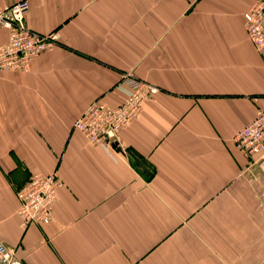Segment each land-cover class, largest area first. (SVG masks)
Returning a JSON list of instances; mask_svg holds the SVG:
<instances>
[{"label":"crops","instance_id":"0c3cea01","mask_svg":"<svg viewBox=\"0 0 264 264\" xmlns=\"http://www.w3.org/2000/svg\"><path fill=\"white\" fill-rule=\"evenodd\" d=\"M27 2L26 26L59 41L0 70V241L22 264H264V155L233 143L264 111L252 0ZM125 71L159 91L113 159L73 124L97 97L123 101ZM54 171L51 222L23 228L16 189Z\"/></svg>","mask_w":264,"mask_h":264},{"label":"built area","instance_id":"2783aa9c","mask_svg":"<svg viewBox=\"0 0 264 264\" xmlns=\"http://www.w3.org/2000/svg\"><path fill=\"white\" fill-rule=\"evenodd\" d=\"M27 0H18L0 7V30L6 40L0 43V70L27 71L30 63L59 41V32L39 33L27 27L25 14ZM247 36L257 49L264 48V0H252L243 12ZM125 97L117 105H109L101 97L91 101L80 113L73 129L80 131L91 145L101 147L113 159L114 144L119 132L135 119L142 105L154 98L159 88L149 81L125 71L117 86ZM237 151L254 159L264 155V111L258 109L255 117L233 136ZM264 165V158L260 163ZM63 185L56 171L48 174L33 173L16 189L17 214L23 228L32 224H48L53 218L57 190ZM0 264H22L17 249L0 241Z\"/></svg>","mask_w":264,"mask_h":264}]
</instances>
